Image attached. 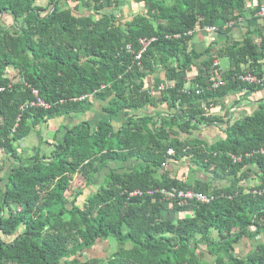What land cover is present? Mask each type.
Returning a JSON list of instances; mask_svg holds the SVG:
<instances>
[{
  "label": "trees",
  "instance_id": "16d2710c",
  "mask_svg": "<svg viewBox=\"0 0 264 264\" xmlns=\"http://www.w3.org/2000/svg\"><path fill=\"white\" fill-rule=\"evenodd\" d=\"M38 1L0 0V264H264V156L252 154L264 147V107L236 120L234 109L218 111L230 96L264 89L238 78L263 75L264 38L216 50L192 42L264 0ZM130 2L143 11L117 16ZM142 39L153 40L137 59ZM222 57L226 71L214 66ZM37 98L49 107L30 105ZM92 98L107 103L108 120L62 126L48 141L36 131L85 113ZM121 113L116 129L111 119ZM204 128L223 136L211 143ZM33 131L37 145L21 147ZM129 161L134 167L122 170ZM179 163L192 181L166 169ZM75 178L81 186L68 196ZM173 188L214 199L179 206L156 193ZM109 239L113 253L84 258ZM243 240L257 242L239 257Z\"/></svg>",
  "mask_w": 264,
  "mask_h": 264
},
{
  "label": "crops",
  "instance_id": "0c3cea01",
  "mask_svg": "<svg viewBox=\"0 0 264 264\" xmlns=\"http://www.w3.org/2000/svg\"><path fill=\"white\" fill-rule=\"evenodd\" d=\"M261 6L264 5V1L260 4ZM255 10V5L253 2H249L246 11L241 18V21L229 29H224L222 28V31L224 32H217L214 37V41L210 40L211 35L209 33H206L204 31L198 32L194 37L192 42L196 44L198 47L202 49L208 48V46H214V50L217 49V47H222L227 44L231 43H238L242 42L245 37L248 35L252 36L254 42L259 45L261 37L263 36L264 38V18H260L257 16V12L254 13ZM264 45V41H263ZM264 47V46H263ZM217 65L220 67L222 71L228 70L229 66L227 69H222L220 61L215 60ZM263 68H264V50H263ZM159 77H163L161 74ZM190 77V76H189ZM228 100H224L222 106L218 109V111H226L227 109H234L232 117L234 120L244 117L246 115L252 114L255 110L258 109L259 103L262 101L263 107H264V89L262 91H259L257 93H245V92H240L237 93L235 96H230L227 98ZM236 101L235 104L236 106L234 107L233 103H230V101ZM92 102V107L87 110L83 114H71L66 117H59L55 119L49 120L47 123L38 126L36 131L41 134V137L43 140H51L53 139L54 134L59 131V129L62 126H73L77 125L82 121H88L91 122L92 125H95L97 122L101 120H108V115L107 113L103 110V107H106L107 103H104L103 105L100 104L97 100H94V98L91 99ZM152 113V109L149 108L148 111H140L139 113ZM125 121V114L121 113L111 119L112 124L115 126L116 129H118L121 125L124 124ZM205 131L200 132V135H204ZM206 133V132H205ZM30 139L31 138L34 140L33 145H37L39 142V137L37 136V133L34 131L30 134ZM203 138V137H202ZM206 139V138H204ZM26 140V139H25ZM24 140V141H25ZM208 141V139H206ZM22 141L21 143H23ZM210 142V141H209ZM212 143V142H211ZM46 149L49 147L45 145ZM135 165V161H129L127 163H124L122 165V170H129L133 168ZM187 165V164H184ZM120 166L119 164L116 165V167ZM166 169H172L173 173H176L177 167L174 164H169ZM186 172V170H184ZM107 173V169H105L100 177L96 178L95 184L92 185L90 188H88L89 192H92V188L96 187L97 184H99L105 174ZM172 215V219H174Z\"/></svg>",
  "mask_w": 264,
  "mask_h": 264
},
{
  "label": "rangeland",
  "instance_id": "374dc122",
  "mask_svg": "<svg viewBox=\"0 0 264 264\" xmlns=\"http://www.w3.org/2000/svg\"><path fill=\"white\" fill-rule=\"evenodd\" d=\"M37 4L40 5V6H43L46 3L43 0H39ZM68 6L73 9L75 7V3L70 1V2H68ZM141 11H143V7L142 6H137V5L132 4L130 2L129 4H126L125 6H123L122 9L117 12V16L127 20L133 14L141 12ZM74 13H76V12H74ZM81 13L83 15H89L90 14V12H88V10H86V9H81ZM2 22L9 29H11V30L14 29L13 28L14 27V25H13L14 21L11 18L6 16V17L3 18ZM219 61H220L222 69H227L228 68L229 62H228L227 58L222 57V58L219 59ZM231 101H233V100H231ZM203 131H205L206 133L204 132L205 136L201 135V137L208 139V141H210V142H214L216 139H218V138L223 136L222 131L220 129H218V128H204ZM29 139H30V137L27 138L23 143H21L20 144L21 147H24V148L25 147H31L34 144V140L32 138H31V140H29ZM45 148L46 147L44 146V149ZM0 159H1V153H0ZM184 163H186V162H184ZM184 163L176 164L177 172H180V170H186L187 175H188V179L190 181H192V179L194 177V174H193L192 170H190V168L187 165L182 166ZM6 172H7V169H5L0 174V177L5 176ZM0 183H1V185H3V182L0 181ZM80 186H81V181H79L78 178H75V180H74V182L72 184L71 191L67 192V195L70 196V194L77 192L79 190ZM94 190H95V187H93L91 191L94 192ZM92 192H89V190L87 189L83 196L86 198ZM81 199H83V197ZM81 199H80V201H81ZM256 242H257V240H255V241H245V240H243L240 243V245L237 246L236 254L239 257H244L248 253L249 250L253 249V247L255 246ZM117 246L118 245L112 239H109L106 242H101L99 240L94 245L93 248H91V249H89L88 251L85 252L84 258H90V257H94V256H96V257H106L107 254L113 253ZM203 250H205V248H203ZM207 259H210V258L207 256Z\"/></svg>",
  "mask_w": 264,
  "mask_h": 264
},
{
  "label": "built area",
  "instance_id": "2783aa9c",
  "mask_svg": "<svg viewBox=\"0 0 264 264\" xmlns=\"http://www.w3.org/2000/svg\"><path fill=\"white\" fill-rule=\"evenodd\" d=\"M257 16H259L260 18H264V5L260 7V9L257 12ZM241 21L238 20L237 22H231V23H227L224 25L225 28H230L233 25L239 23ZM204 32L209 33L211 35L210 40L214 41V37L213 35H215L217 33V29L216 27H208L204 29ZM189 35L192 34V32L188 33ZM179 37V36H176ZM153 40V39H151ZM151 40H147V39H142L140 41L141 44V50L139 52V54L136 56L137 59L140 58L141 54L146 50L148 44L151 42ZM214 66H217V63H214ZM238 78L245 83L248 84H260V83H264V73L261 77H257L255 75H252L250 73H246L245 75H239ZM222 82H217V81H213V83H211V86L213 88H217L220 85H222ZM2 90V89H0ZM33 93L37 96L38 92L37 91H33ZM88 96L84 95L81 96L80 98H78L79 101L81 100H85ZM91 97V96H90ZM77 99H73V101H76ZM30 105H36V106H40L43 108H48L49 105L47 103H45L44 101H42L41 99L37 98L36 101L31 102ZM169 154H173V151H169ZM253 155H262L264 156V147L260 148L259 150L255 151L254 153H252ZM251 155V154H250ZM163 167H166V165H163ZM149 194H153V191H148ZM156 193H158L161 197V201H164L167 204H171L172 202H176L179 206L188 204L190 202H197V203H201V204H205L208 203L210 201H212L214 199V196L212 195H207V194H203V193H197V192H193L191 190H177L175 188L171 189V190H166V189H157ZM142 192L140 191H135L130 193L131 197L134 196H141Z\"/></svg>",
  "mask_w": 264,
  "mask_h": 264
}]
</instances>
